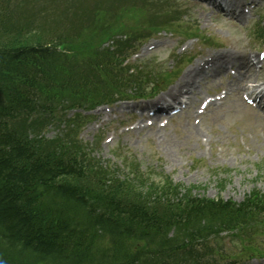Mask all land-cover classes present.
Here are the masks:
<instances>
[{"label":"trees","instance_id":"1","mask_svg":"<svg viewBox=\"0 0 264 264\" xmlns=\"http://www.w3.org/2000/svg\"><path fill=\"white\" fill-rule=\"evenodd\" d=\"M28 23L15 0H0V264H217L216 220L232 228L257 216L264 194L223 202L128 159L130 176L103 168L77 139L79 111L112 101L117 83L132 87L126 49L108 37L77 55L63 34L24 32ZM69 110L59 144H48L49 118Z\"/></svg>","mask_w":264,"mask_h":264},{"label":"rangeland","instance_id":"2","mask_svg":"<svg viewBox=\"0 0 264 264\" xmlns=\"http://www.w3.org/2000/svg\"><path fill=\"white\" fill-rule=\"evenodd\" d=\"M142 1L144 0H15V6L19 10V14L29 20L24 32L44 25L46 30L81 35L72 48H84L91 45L95 47L97 45L95 38L105 35L107 30L121 32L126 28L122 27V25L126 26L124 24L126 21L130 23L129 28L133 34L139 33L140 39L160 30L151 37L159 39L158 46H155L153 51L144 53L150 44L155 43L152 40H158L148 38L141 44L144 46L139 49L141 47L139 45L136 50V52L139 51V57L131 60L133 63H139L132 65L133 73H135L132 75H136L137 72L138 75L135 79L130 80V84L140 86L143 81L153 82V78H157L159 75L163 77L164 71L175 70L179 66V57L182 55L190 57L198 49L195 48V45L190 46V43L196 40L188 39L180 42L177 37L172 36L166 30L162 31V28L149 26L154 22L148 18L149 15H147L148 17L143 15L141 18ZM171 1L180 6L181 12L186 14L184 23H188L191 28H197L200 36L213 39L214 43L219 45H205L206 47L202 49L205 54L216 49H236L242 52L243 50L247 51L248 48L252 51H258L261 48L249 41L244 22L229 23L223 18V14L217 16L218 9H215L211 14L212 11L207 5L201 8L193 0ZM260 2L264 7V0ZM170 4L172 3L170 2ZM251 18L257 21V17L254 15ZM259 23L263 27V21L260 20ZM84 26H88L90 29H84ZM252 38L254 39L253 34ZM125 42L126 40L122 37L117 41V45H122ZM184 44L188 47L183 51ZM192 47L193 50H191ZM142 55L144 56L142 57ZM147 58H155L158 70L149 64L152 72L143 74V68H139L140 62L146 61ZM182 67L185 70V65ZM218 83L220 82L215 81L214 85ZM202 90L204 91V88ZM211 91L214 90L211 89ZM126 94L127 96L131 95L129 90L126 91ZM238 101L242 105L232 104L230 100H226L221 108L211 107L209 112L201 117L198 125L201 130L195 137L189 136L185 127L188 122L190 126L197 128L193 122L198 118H195L190 111L187 116L182 115L175 118L159 133V136L164 138L160 146L156 144L160 140H156L155 130L157 129L155 128L125 133L121 127L122 125L128 126L131 120L123 124L116 120L103 124L102 120L107 116L106 110L99 108L93 111L82 110V114H88L89 117L80 131L79 138L90 146L96 144L93 152L94 157L96 155L100 160L99 163L111 165L110 169L116 170L119 178L125 175L130 176V174L123 169L114 154L127 153L129 161L139 162L142 167L151 166L153 172L171 177L174 184H180L185 188H194L196 194L207 199L216 198L223 202L233 200L238 203L253 188L264 191V148L260 147V145L264 146L262 144L264 143V124L253 109L250 111L245 109L242 98H239ZM123 103L134 102L125 101ZM136 104L141 103L136 102ZM67 114V116L71 115ZM108 115L111 120V114ZM62 119L64 118L62 117ZM259 121V127L253 123ZM58 123L54 122L45 128V137L52 138L63 132L64 122ZM112 134L115 138L108 144L104 143L105 138ZM205 137L208 139L207 144L202 141V138ZM259 220L255 225L257 235L253 236L252 244L255 252L259 250L264 252V214ZM224 222L219 217L216 220L217 228L226 230L227 223L222 225ZM252 229V226L244 227L243 231ZM216 241L225 243L224 249L228 253L236 250L231 255L232 258L246 255L247 251L243 252L245 248H239L236 245L247 242H237L229 237L227 232L216 236ZM261 260L264 261V259ZM240 261L245 262V260Z\"/></svg>","mask_w":264,"mask_h":264},{"label":"bare ground","instance_id":"3","mask_svg":"<svg viewBox=\"0 0 264 264\" xmlns=\"http://www.w3.org/2000/svg\"><path fill=\"white\" fill-rule=\"evenodd\" d=\"M217 4H218V0H214ZM220 2L223 0H219ZM224 1H228L227 2V6L228 7H233L235 4L237 5V7L239 8V12L237 14V18L239 20H243L245 17V12H244V8L242 7V4H244L245 0H224ZM219 5V4H218ZM221 5V3H220ZM226 12H231L233 11L232 9H228L225 10ZM223 57V54H217L215 57L212 58V67H216L218 62L219 65L221 63V59ZM9 59V56L6 54H2L0 55V62H3L4 60ZM194 66H190L188 68V70L182 75V77L180 78V80L178 81V83H183L182 86H187L186 88L189 89V91L191 92H195L196 95L197 94H201L200 88H201V84H198V86H196V88H194V82L197 78H201L203 79L204 75H205V71H202V68H196ZM248 79V77L244 76L242 77L239 81L240 82H246V80ZM192 81V82H191ZM191 82V83H190ZM190 83V84H189ZM178 87V84H176L175 86L171 87L167 93L162 94L159 99H157L156 101L151 103V106L156 107L157 103L159 102V100L164 101L168 96H171L170 94L175 91V89ZM181 87V86H180ZM253 91L254 87H252ZM257 92V91H256ZM180 96V92L179 95ZM257 96H259L260 100L264 99V96L262 95L261 92H257ZM258 113H260L261 115H264V104L261 102V106L258 108ZM264 119V118H263ZM186 132L188 133L189 136L191 137H195L197 135V133L199 132V126H197V128H195V126H190L189 123H186V127H185ZM59 135L57 134L55 136H53L52 138L48 139V144H59ZM169 144V142H167ZM264 144V143H262ZM260 147L264 148V146L260 145ZM169 150V149H168ZM170 152V151H169ZM191 264H197L196 261L191 262Z\"/></svg>","mask_w":264,"mask_h":264}]
</instances>
